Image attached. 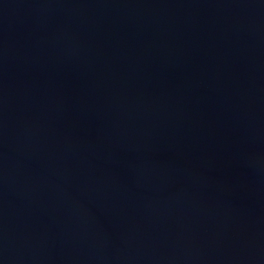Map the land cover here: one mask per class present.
Wrapping results in <instances>:
<instances>
[{
  "label": "water",
  "instance_id": "1",
  "mask_svg": "<svg viewBox=\"0 0 264 264\" xmlns=\"http://www.w3.org/2000/svg\"><path fill=\"white\" fill-rule=\"evenodd\" d=\"M0 264H264V0H0Z\"/></svg>",
  "mask_w": 264,
  "mask_h": 264
}]
</instances>
